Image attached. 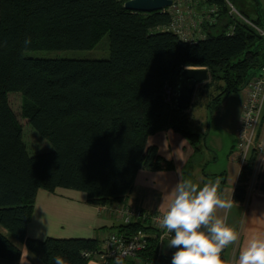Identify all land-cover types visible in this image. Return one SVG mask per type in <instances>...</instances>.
I'll use <instances>...</instances> for the list:
<instances>
[{"label": "trees", "instance_id": "obj_1", "mask_svg": "<svg viewBox=\"0 0 264 264\" xmlns=\"http://www.w3.org/2000/svg\"><path fill=\"white\" fill-rule=\"evenodd\" d=\"M126 0H0V259L16 261L25 244L33 264H86L95 257L97 238H32L27 225L39 189L58 187L86 193L95 206L126 205L139 169H170L149 135L171 128L196 149L198 134L186 110L176 106L180 73L205 68L209 77L200 95L210 92L209 108L244 88L264 65V23L256 0L251 15L245 3L230 12L228 1L216 6L213 21L202 20L203 37L184 40L168 29L165 10L138 12ZM108 35L107 58L25 56L26 50L91 49ZM30 38V43H25ZM171 90L166 101L165 88ZM19 94L21 120L52 146L31 153L20 119L9 101ZM253 160L239 171L233 202L246 200ZM258 191L264 193V174ZM123 203V204H122ZM117 232L139 229L147 243L135 257L140 264H171L158 231L140 221L122 223ZM222 264H226L221 253ZM103 264H115L107 261Z\"/></svg>", "mask_w": 264, "mask_h": 264}, {"label": "crops", "instance_id": "obj_2", "mask_svg": "<svg viewBox=\"0 0 264 264\" xmlns=\"http://www.w3.org/2000/svg\"><path fill=\"white\" fill-rule=\"evenodd\" d=\"M256 3L257 12L264 23V0H256ZM245 9L249 10L251 15H257L253 6L252 8L246 6ZM205 81L196 85L191 104L186 109L190 127L196 125V129L192 127L191 129L198 134L197 149L184 136L171 128L149 135L146 144L155 146L158 153L172 163V167L158 170L139 169L131 192L123 200L124 204L164 212L168 191L182 178H191L200 184L208 180H218L222 198L232 199L240 171L234 144L246 94L242 88L226 95L219 104L209 108L210 92L201 95L196 93L197 88L202 87ZM261 130L264 131V111ZM206 152L215 160L224 157L225 163L217 170L218 172L202 170V156ZM217 214L227 215L228 223L240 233L239 240L223 250L226 264H236L239 250L248 239L258 233L264 234V193L255 191L247 194L246 192L244 203L233 202L231 209H218ZM120 224L121 221L104 210L103 206L88 203L86 193L83 191L64 187H58L54 191L39 189L27 225V235L37 239L50 236L97 238L100 241L106 234L117 231V226ZM165 243L163 249L173 254L175 248H166ZM20 248L21 254L18 260L0 259V264H33L25 244H21ZM86 264L103 263L93 259ZM127 264H140V262L136 259Z\"/></svg>", "mask_w": 264, "mask_h": 264}, {"label": "built area", "instance_id": "obj_3", "mask_svg": "<svg viewBox=\"0 0 264 264\" xmlns=\"http://www.w3.org/2000/svg\"><path fill=\"white\" fill-rule=\"evenodd\" d=\"M172 0V4L162 11L167 10L171 14L169 30L175 32L184 40H192L204 36L201 30V22L204 20L213 21L216 13V6L207 4V0ZM230 12L242 17L237 9L228 1ZM198 6V7H197ZM194 7V8H193ZM198 9V11H196ZM195 10V12H194ZM243 18V17H242ZM264 35V31L260 30ZM197 33V34H195ZM246 94L240 115L239 126L236 133L234 150L238 157L240 169L250 160H253L252 172L247 180V194L258 191L257 185L260 175L264 174V131L261 130V121L264 111V65L259 72L253 75L245 84ZM166 101L170 100L171 90L165 88ZM176 101V99H175ZM104 210L114 215L122 223L140 221L150 224L159 234L160 241L168 240L166 230L160 228L156 217L163 212L148 210L138 205L114 204L103 206ZM147 243V234L139 229L130 236L114 231L106 234L99 242L96 251H83L86 257H95L101 262H115L117 255L127 253L125 260L135 257L144 249Z\"/></svg>", "mask_w": 264, "mask_h": 264}, {"label": "clouds", "instance_id": "obj_4", "mask_svg": "<svg viewBox=\"0 0 264 264\" xmlns=\"http://www.w3.org/2000/svg\"><path fill=\"white\" fill-rule=\"evenodd\" d=\"M30 38L25 43H30ZM233 199L222 198L218 180L200 184L191 178L179 179L168 191L166 209L156 217L160 228L170 237L166 248H175L171 264H222L221 253L240 238L239 231L228 223L218 209H231ZM127 253L115 258L125 264ZM55 264H66L61 255ZM236 264H264V234L251 236L239 250Z\"/></svg>", "mask_w": 264, "mask_h": 264}, {"label": "rangeland", "instance_id": "obj_5", "mask_svg": "<svg viewBox=\"0 0 264 264\" xmlns=\"http://www.w3.org/2000/svg\"><path fill=\"white\" fill-rule=\"evenodd\" d=\"M184 1V0H183ZM182 1V2H183ZM245 3V7L252 8L251 0H238L234 2L233 6H240ZM251 3V4H250ZM25 56L32 57H69V58H107L109 56V41L108 35H104L97 44L91 49L83 50H26L24 52ZM9 101L12 109L16 113L17 117L20 119L23 125L24 141L31 153L49 151L52 146L47 140L37 135V133L29 126L23 123L20 114V96L19 94H11L9 96ZM192 129H196V125H191ZM211 154H203L202 156V170L205 172H218L219 168L224 165V157L221 156L220 160H215L212 158ZM225 184V183H224Z\"/></svg>", "mask_w": 264, "mask_h": 264}, {"label": "water", "instance_id": "obj_6", "mask_svg": "<svg viewBox=\"0 0 264 264\" xmlns=\"http://www.w3.org/2000/svg\"><path fill=\"white\" fill-rule=\"evenodd\" d=\"M171 4L172 0H126L123 6L132 11L151 12L162 10ZM208 74L207 69L198 67H185L181 71L175 101L179 109L189 108L196 85L205 81Z\"/></svg>", "mask_w": 264, "mask_h": 264}]
</instances>
